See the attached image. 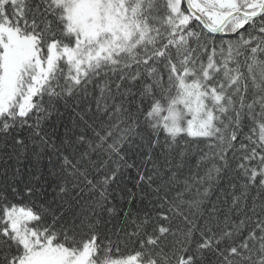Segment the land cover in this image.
Wrapping results in <instances>:
<instances>
[{
  "label": "snow or ice",
  "instance_id": "6c2138e0",
  "mask_svg": "<svg viewBox=\"0 0 264 264\" xmlns=\"http://www.w3.org/2000/svg\"><path fill=\"white\" fill-rule=\"evenodd\" d=\"M0 264H264V0H0Z\"/></svg>",
  "mask_w": 264,
  "mask_h": 264
}]
</instances>
